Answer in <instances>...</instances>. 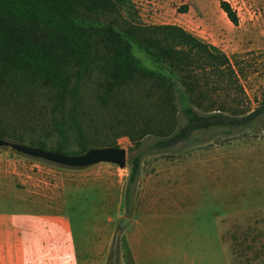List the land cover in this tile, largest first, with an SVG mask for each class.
Returning <instances> with one entry per match:
<instances>
[{"label":"trees","instance_id":"obj_1","mask_svg":"<svg viewBox=\"0 0 264 264\" xmlns=\"http://www.w3.org/2000/svg\"><path fill=\"white\" fill-rule=\"evenodd\" d=\"M220 7L239 24L229 1ZM245 95L225 52L180 25L142 23L131 0H0V138L80 155L155 136L162 150L251 124L264 103L251 110ZM129 163L133 184L141 156Z\"/></svg>","mask_w":264,"mask_h":264},{"label":"rangeland","instance_id":"obj_2","mask_svg":"<svg viewBox=\"0 0 264 264\" xmlns=\"http://www.w3.org/2000/svg\"><path fill=\"white\" fill-rule=\"evenodd\" d=\"M131 1L142 23L180 25L225 52L248 108L264 103V0H227L238 25L221 9V0ZM134 52L156 66L138 47ZM180 115L184 123L181 108ZM156 140L147 136L135 147L128 136L119 137L128 153L124 168L107 162L63 167L0 148V188L62 183L73 218L132 219L123 231L115 229L106 264H264V114L247 126L197 131L162 150L150 148ZM136 155L141 169L130 184L129 160ZM2 209L22 206L3 198ZM75 226L80 239L83 222Z\"/></svg>","mask_w":264,"mask_h":264},{"label":"crops","instance_id":"obj_3","mask_svg":"<svg viewBox=\"0 0 264 264\" xmlns=\"http://www.w3.org/2000/svg\"><path fill=\"white\" fill-rule=\"evenodd\" d=\"M3 198L22 209L0 210V264H106L119 216L73 218L62 183L0 188ZM76 222L84 226L80 239Z\"/></svg>","mask_w":264,"mask_h":264},{"label":"water","instance_id":"obj_4","mask_svg":"<svg viewBox=\"0 0 264 264\" xmlns=\"http://www.w3.org/2000/svg\"><path fill=\"white\" fill-rule=\"evenodd\" d=\"M0 148H10L29 157L72 168H85L103 162L117 164L124 168L128 159V153L124 147H92L83 154L70 155L0 138ZM131 222L132 219L129 217H121L117 229L123 231Z\"/></svg>","mask_w":264,"mask_h":264}]
</instances>
